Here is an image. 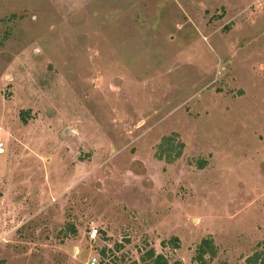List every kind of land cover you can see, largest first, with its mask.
Segmentation results:
<instances>
[{
	"label": "rangeland",
	"instance_id": "374dc122",
	"mask_svg": "<svg viewBox=\"0 0 264 264\" xmlns=\"http://www.w3.org/2000/svg\"><path fill=\"white\" fill-rule=\"evenodd\" d=\"M0 144V264L262 259L264 0H0Z\"/></svg>",
	"mask_w": 264,
	"mask_h": 264
},
{
	"label": "trees",
	"instance_id": "16d2710c",
	"mask_svg": "<svg viewBox=\"0 0 264 264\" xmlns=\"http://www.w3.org/2000/svg\"><path fill=\"white\" fill-rule=\"evenodd\" d=\"M23 121V119H21ZM160 145L154 155L157 160H163L166 163H171L180 156L182 145L181 143L175 142L173 138H165V142ZM174 144V145H173ZM173 245L177 248V240L172 239ZM204 255L211 259L215 255V247L209 238H203L200 240L196 251L194 261L197 264H206V260L203 258ZM145 257L152 261V264H166L165 260L160 255H154L153 251H146ZM246 264H262L264 263V257L259 259V254L246 258Z\"/></svg>",
	"mask_w": 264,
	"mask_h": 264
},
{
	"label": "built area",
	"instance_id": "2783aa9c",
	"mask_svg": "<svg viewBox=\"0 0 264 264\" xmlns=\"http://www.w3.org/2000/svg\"><path fill=\"white\" fill-rule=\"evenodd\" d=\"M2 146H1V144H0V154H2ZM88 264H95V259H91L89 262H88Z\"/></svg>",
	"mask_w": 264,
	"mask_h": 264
}]
</instances>
